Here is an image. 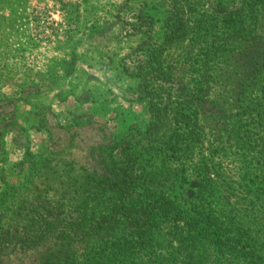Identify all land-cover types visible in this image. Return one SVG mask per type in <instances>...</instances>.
<instances>
[{"label": "trees", "instance_id": "1", "mask_svg": "<svg viewBox=\"0 0 264 264\" xmlns=\"http://www.w3.org/2000/svg\"><path fill=\"white\" fill-rule=\"evenodd\" d=\"M163 24L164 40L148 42L149 58L135 70L123 67L148 99L143 130L87 147L73 139L68 150L54 149L50 133L46 150L11 163L4 138L11 132L20 147L23 134L13 131L15 100L0 102V264H177L172 252L164 255L166 236L189 259L180 264H199V252L210 247L263 264L242 221L215 215L212 194L201 186L211 180L201 150L229 121L230 146L249 145L251 128L264 132V96L246 95L264 74V0H169ZM177 43L185 48L182 77L192 76L179 84L175 57L163 56ZM228 85L230 114L221 110L226 100L215 102ZM176 187L186 189L184 197Z\"/></svg>", "mask_w": 264, "mask_h": 264}, {"label": "rangeland", "instance_id": "2", "mask_svg": "<svg viewBox=\"0 0 264 264\" xmlns=\"http://www.w3.org/2000/svg\"><path fill=\"white\" fill-rule=\"evenodd\" d=\"M167 9L169 0H0V102L15 100L13 131L20 129L24 142L16 147L12 133L6 134L7 159L17 163L27 151L46 150L50 133L53 148L68 150L73 139L87 147L106 137L121 138L130 128L143 130L150 120L148 99L137 91L139 78L128 76L123 67L135 70L149 58L148 42H163ZM184 52L177 43L163 54L166 60L175 57V84L192 78L181 74ZM218 61L220 68L230 69L224 58ZM246 95L264 96V74L246 86ZM232 96L228 85L215 97V102L226 100L221 110L228 114ZM250 130L249 145L242 139L230 146L229 121L212 147L203 145V167L211 180L201 179V186L212 194L215 215L228 224L242 221L255 236L264 264V132ZM185 191L176 187L175 194L184 197ZM162 239L166 257L172 252L177 264L188 262L174 240ZM199 254V264H252L234 253L218 255L212 247Z\"/></svg>", "mask_w": 264, "mask_h": 264}]
</instances>
